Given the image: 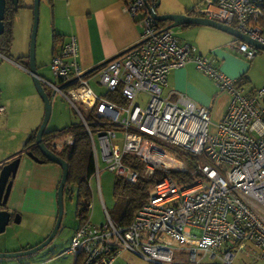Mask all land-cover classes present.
<instances>
[{
    "label": "built area",
    "instance_id": "2783aa9c",
    "mask_svg": "<svg viewBox=\"0 0 264 264\" xmlns=\"http://www.w3.org/2000/svg\"><path fill=\"white\" fill-rule=\"evenodd\" d=\"M125 7L142 28L141 41L97 71L105 95L95 93L84 77L75 37L52 58L58 84L42 81L80 115L98 178L100 151L107 168L130 183L162 177L130 225L116 224L106 208V223L84 221L69 249L73 264H114L123 251L154 264H233L239 251L248 253L252 246L264 258V89L245 94L213 59L159 28L146 0ZM192 14L264 44V0H204ZM233 46L251 60L259 53L239 40ZM189 63L232 96L219 123L185 94L165 92L171 72ZM5 112L0 104V119ZM65 144L73 145L71 136ZM188 157L198 161L191 173L200 176L179 183L170 174H188ZM177 253L187 255V263Z\"/></svg>",
    "mask_w": 264,
    "mask_h": 264
},
{
    "label": "crops",
    "instance_id": "0c3cea01",
    "mask_svg": "<svg viewBox=\"0 0 264 264\" xmlns=\"http://www.w3.org/2000/svg\"><path fill=\"white\" fill-rule=\"evenodd\" d=\"M29 1L31 0H27ZM46 1L50 8L53 35L49 50L45 46L41 49L36 48L38 72L42 80L53 83V77L48 76L47 68H51L53 56L59 53L72 37H75L78 42L77 61L84 77H89L94 72L97 73L111 59L126 53L141 41L142 28L125 9L128 0ZM161 1L158 9L160 14H188L192 11L182 3H174L172 6L165 0ZM169 24L166 23V26ZM179 29L185 30L183 35L185 39H178L181 44L191 45L196 48L197 54L213 59L214 65L226 75L238 79L245 72L248 58L234 48L233 43L237 40L235 37L208 26L191 25L182 26ZM14 30L16 29H13V40L9 51H0V104L6 107V112L0 119V168L4 163L16 157L21 158L8 208L14 215L21 214V221H24L25 216H28L31 222L37 218L47 220L46 234L44 238L35 242L37 246L50 235L57 221V193L62 178V169L50 161L38 163L23 150L28 140L42 124L45 109L44 102L34 87L29 68L31 27L29 28L28 23L21 31ZM229 48L235 53L229 52ZM43 85L50 95L48 90L50 87ZM165 92L185 94L198 105L209 108L214 123L221 121L232 103V96L220 91L215 82L200 72L194 63L173 70L169 75ZM52 96L56 95L53 93ZM52 96L51 100H53ZM53 139L49 138V144H52L54 148L58 146L60 149L62 144L58 145L59 141ZM3 239H0V252H6L5 249H8V245L2 244ZM3 247L6 248L3 249ZM32 248L34 247L28 246L20 250L27 251ZM69 249L67 252H61L53 244L46 250L45 261H38L42 253L6 260L19 261L22 259V264H51L58 259L72 255ZM244 254L253 259H256L258 255L253 249ZM29 257L35 258L31 262L23 260Z\"/></svg>",
    "mask_w": 264,
    "mask_h": 264
},
{
    "label": "rangeland",
    "instance_id": "374dc122",
    "mask_svg": "<svg viewBox=\"0 0 264 264\" xmlns=\"http://www.w3.org/2000/svg\"><path fill=\"white\" fill-rule=\"evenodd\" d=\"M167 4L174 6V3H182L185 6H188L190 10H194L195 7L202 4L204 0H165ZM164 1V3H165ZM22 6L18 8V13L15 17V22L13 29L14 31H21L22 28H25L26 25L29 23V28L31 27V34L34 25V0L27 2V0H22ZM50 8L46 0L41 1V8H40V23H39V30L37 35V49H41L42 46L48 48L51 47V38H52V28L50 24ZM175 34L177 39L182 40L185 39L184 31L179 28H175L172 30ZM16 39L18 36L16 35ZM229 52L235 53L231 48L228 49ZM70 60V59H68ZM247 61V68L245 72L242 74L245 76V80L241 83L242 87L240 88L243 90L245 94H256L258 91L264 89V51H260L257 56L251 60L248 59ZM51 66V65H50ZM51 69V71H50ZM47 68V73L49 77H53V83L58 84V79L55 76L52 68ZM241 75V76H242ZM240 76V77H241ZM239 77V78H240ZM88 79L91 88L94 90L95 93L100 95H105L107 92V88L102 86L100 83V78L96 72L89 75V77H85ZM35 87V86H34ZM166 88V87H165ZM50 95H53V90L51 88L48 89ZM167 93V92H166ZM52 103L54 104V112L52 110V115L50 122L48 124V131L54 130H63L67 127H70L73 124L81 122V117L78 112L73 108L72 104L65 99L61 94H57L56 96H52ZM82 113L87 117L88 110L85 109L82 105L78 104ZM213 118V116H212ZM187 162L189 165V161L187 158ZM190 168V167H189ZM99 170L100 175L99 178L95 175L90 181V187L92 190V201H91V208H90V218L92 222L96 224H104L107 221L106 211L111 214L115 213L118 217L122 214L124 210V203L121 200H118L114 196V186L117 178V173L110 171L107 168V163L102 159L101 151L99 152ZM77 188L72 187V194L69 196H65L64 203H65V212L64 218L62 222V226L60 229L59 234L57 235L54 242L49 246L51 247L54 244L61 252H67L68 249L71 247V242L75 234V230L78 228L80 219L76 216V209H77ZM21 215V214H20ZM22 216V215H21ZM41 218V217H40ZM35 229H33V228ZM48 228L47 220L44 218H37L34 222H31L28 216H25L24 221L21 223L16 224L12 223L11 226L8 227L7 231L0 235V239H3V243L6 246L8 245V249L3 247V249L7 250L6 252H18L21 251L22 248H27L28 246L35 247V242L39 241L45 234ZM8 235V236H7ZM8 237V239L6 238ZM44 238V237H43ZM49 247H45L44 249L40 250L39 252L33 254H40L43 255L38 258V261H45L46 257V250ZM174 247L177 248L178 245L174 244ZM257 254H260V250L256 247H251ZM18 250V251H16ZM5 252V251H4ZM259 252V253H258ZM244 253L246 251H239L234 259L233 264H264V259H260L258 255L257 258L253 259ZM31 256V255H30ZM36 257V256H35ZM35 257H29L23 259L25 262H28ZM177 260L180 262L187 263L188 256L177 253ZM74 256L68 255L65 258L58 259V261L51 263V264H73ZM205 262H209V259L206 258ZM1 264H22V259L8 261L6 259L0 260ZM114 264H154L150 263L140 256L134 254L131 251H123L118 258L116 259Z\"/></svg>",
    "mask_w": 264,
    "mask_h": 264
},
{
    "label": "trees",
    "instance_id": "16d2710c",
    "mask_svg": "<svg viewBox=\"0 0 264 264\" xmlns=\"http://www.w3.org/2000/svg\"><path fill=\"white\" fill-rule=\"evenodd\" d=\"M132 0H128L130 2ZM127 2V1H126ZM127 2V3H128ZM22 0L19 2L18 8H20ZM18 9L15 8L11 0H7V7L5 13V32L0 37V51L8 52L12 44L13 24ZM189 11L188 14H192ZM159 28L162 30L166 26V23L159 22ZM260 52V51H259ZM28 64V63H27ZM238 80V86L242 87V82L245 80V76H241ZM254 94V93H253ZM36 133L28 140V143L24 147V152L33 153L36 157L43 161V163L49 162L42 155L41 151L36 146ZM68 136L73 139V145L67 146L65 140ZM54 138V141H59L58 146L55 148L52 144H49V138ZM46 145L54 150L60 157L65 159L69 164V178L65 189V196L72 194V187L77 188V209L76 216L80 219V224L86 221L90 217V207L92 201V190L90 187V181L96 174V165L94 160L92 143L90 136L87 133L86 127L82 122L76 123L63 130L46 131L44 135ZM56 144V145H57ZM189 172L186 175H182L177 172H171V176L179 183H190L199 173L193 175V170L198 161L195 158L188 157ZM160 173L156 174L152 178H142L136 184L130 183L127 180L117 176L114 186V196L118 200L124 203V210L118 217L115 213H109L111 219L120 226H128L133 221L135 215L140 208L149 200L152 194V188L154 184L161 179Z\"/></svg>",
    "mask_w": 264,
    "mask_h": 264
},
{
    "label": "water",
    "instance_id": "95a60500",
    "mask_svg": "<svg viewBox=\"0 0 264 264\" xmlns=\"http://www.w3.org/2000/svg\"><path fill=\"white\" fill-rule=\"evenodd\" d=\"M11 1L14 4L15 8L18 9L20 0H11ZM41 1L42 0H34V25L32 29L31 42H30L29 68L36 90L44 102V109H45L43 122L36 133L35 144L38 147V149L41 151L42 155L46 158V160L59 165L62 169V178L57 193L58 217L52 232L42 243L27 251L0 252V259L19 258L25 255L39 252L40 250L49 246L59 233L65 212L64 198H65V189L69 178V164L65 159L60 157L54 150L49 148L44 140V135L47 131V127L51 119L53 104H52L51 96L49 95V93L47 92V90L43 85V81L38 72V66L36 61V48H37L36 42H37V35H38L39 23H40ZM161 3H162L161 0H146V4L150 14L157 22L170 23L169 25L164 27L163 31H170L182 26H191V25L208 26L220 30L224 33H227L235 37L239 41L246 42L250 46L256 48L258 51H264L263 43L259 42L258 40L252 39L250 36L220 21L213 20L207 17L195 16L193 14H173V13L160 14L158 12V9L160 8ZM6 7H7V0H0V37L5 32L4 20H5ZM27 155L31 157L34 161L38 163H43V161L40 160L38 157H36L33 153L29 152L27 153ZM20 164H21V158L16 157L12 159L10 162L4 163L0 168V235L6 232L7 227L12 222L19 224L22 219L20 214L14 216V214L8 208V203L12 193L14 180L17 176Z\"/></svg>",
    "mask_w": 264,
    "mask_h": 264
},
{
    "label": "flooded vegetation",
    "instance_id": "af4514ba",
    "mask_svg": "<svg viewBox=\"0 0 264 264\" xmlns=\"http://www.w3.org/2000/svg\"><path fill=\"white\" fill-rule=\"evenodd\" d=\"M15 215H17V214H15ZM15 215H14V216H15Z\"/></svg>",
    "mask_w": 264,
    "mask_h": 264
}]
</instances>
